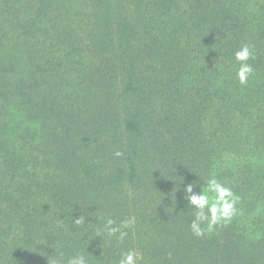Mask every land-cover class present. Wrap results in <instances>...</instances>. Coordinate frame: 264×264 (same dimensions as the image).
Listing matches in <instances>:
<instances>
[{"label":"trees","instance_id":"trees-1","mask_svg":"<svg viewBox=\"0 0 264 264\" xmlns=\"http://www.w3.org/2000/svg\"><path fill=\"white\" fill-rule=\"evenodd\" d=\"M212 175L238 213L198 238L183 188ZM55 249L264 264V0H0V264Z\"/></svg>","mask_w":264,"mask_h":264},{"label":"clouds","instance_id":"clouds-1","mask_svg":"<svg viewBox=\"0 0 264 264\" xmlns=\"http://www.w3.org/2000/svg\"><path fill=\"white\" fill-rule=\"evenodd\" d=\"M236 61L239 62V68L237 70V78L241 85H246L249 77L254 73V69L248 61L253 58L252 48L245 44L239 50L234 53ZM122 152L116 151L115 156L121 157ZM202 178L200 177V180ZM199 188V191L196 189ZM184 201L187 208L192 210L193 219L190 223V230L192 234L198 238H203L205 235L210 234L217 226H225L231 223L232 219L238 213V207L240 197L228 187L226 184L220 182V180L212 175L210 178L204 179L203 186L200 181H193L186 184L183 188ZM83 218L79 217L75 219L77 225L82 224ZM131 220H124L120 224H117L115 220L108 218L103 225V229L97 232V236L102 238L103 233L109 237H117L120 241H123L128 235L127 229ZM55 254L53 260L49 256V264H89V259L83 253L70 256L67 260H64L62 256ZM138 254L135 250H129L123 252L117 264H138Z\"/></svg>","mask_w":264,"mask_h":264}]
</instances>
